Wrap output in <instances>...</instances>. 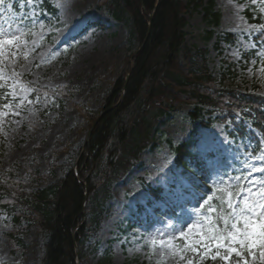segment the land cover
<instances>
[{
    "label": "rangeland",
    "instance_id": "rangeland-1",
    "mask_svg": "<svg viewBox=\"0 0 264 264\" xmlns=\"http://www.w3.org/2000/svg\"><path fill=\"white\" fill-rule=\"evenodd\" d=\"M41 1L26 0L17 11L13 0L0 4V28L27 33V45L22 50L27 55L0 65L5 67L4 78L0 79V178L10 168L18 177L25 175L27 167L44 172L53 150L65 144H70L71 149L76 147L88 128L72 104L97 110L107 82L113 77L111 67L115 71L123 67L126 57L137 48L135 45L127 49L125 30L96 8L97 0H48L55 15H43L44 18L37 7ZM214 7L221 18L212 37L206 38L210 29L201 14L192 13L183 45L193 52L207 50L208 69L217 85L230 62L235 73L226 75L224 87L264 95V0H214ZM257 16L259 22L255 21ZM226 35L233 36L230 42L224 40ZM250 51L255 54L245 62L242 54ZM13 72L18 75L13 76ZM57 88H64L68 94L33 95L38 89L53 92ZM190 112L191 108L184 106L160 119V128L152 135L153 147L141 153L138 165L120 182L111 185L112 199L105 208L97 237L87 245L90 264H157L160 249L153 250L150 240L176 236L182 227L187 229L199 220L200 205L196 200L202 194L178 176L167 140L175 146L193 139L195 152H215L210 161L213 170L202 183L209 195L214 188L235 185L236 177L246 176V162L264 166L253 158L261 151L254 154L250 141L229 135L233 130L229 119L222 121V115L215 111L205 117L204 122L210 124L203 127L189 121ZM235 116L238 122L240 117ZM57 158L63 163L66 155L61 153ZM259 176L253 173L250 179ZM148 188H161L163 199L138 215L135 207L151 199ZM172 206L182 209L169 215L167 208ZM127 225L130 228L124 233ZM11 231V218L0 211V264H39V240L34 228L17 235L27 247L24 255L11 250L6 236ZM167 264L174 261L169 259Z\"/></svg>",
    "mask_w": 264,
    "mask_h": 264
},
{
    "label": "trees",
    "instance_id": "trees-1",
    "mask_svg": "<svg viewBox=\"0 0 264 264\" xmlns=\"http://www.w3.org/2000/svg\"><path fill=\"white\" fill-rule=\"evenodd\" d=\"M96 8L124 28L127 49L135 45L137 49L126 57L123 67L116 71L111 67L113 77L107 82L97 110L72 104L88 129L100 116L88 142L83 139L72 149L65 144L53 150L44 172L27 167L25 175L18 177L10 168L0 178V211L11 217L13 225L12 232L6 235L11 248L24 254L26 246L14 235L34 227L39 240V264H76L75 246L79 264H90L87 244L100 228L105 206L111 200V184L137 165L140 154L152 143L151 134L158 131L159 119L179 112L184 105L191 107V123L205 126L206 115L218 111L221 119H229L234 133L242 137L246 127L235 123L234 113L238 112L264 141V97L223 86L226 75L235 73L230 62L218 86L207 66V51L181 49L186 16L199 13L206 27L219 25L214 0H98ZM38 9L42 18L55 15L48 0H42ZM212 35V30L207 31L206 38ZM230 39L227 36L226 41ZM45 92L68 94L64 88H57L53 92L38 89L33 95ZM2 94L0 90V102ZM166 143L185 178L194 183L187 172L202 178L210 155L191 153V141L175 146L169 140ZM61 153L66 155L63 163L57 158ZM159 191L150 189L157 199Z\"/></svg>",
    "mask_w": 264,
    "mask_h": 264
},
{
    "label": "snow or ice",
    "instance_id": "snow-or-ice-1",
    "mask_svg": "<svg viewBox=\"0 0 264 264\" xmlns=\"http://www.w3.org/2000/svg\"><path fill=\"white\" fill-rule=\"evenodd\" d=\"M26 35L21 30L0 28V65L6 66L17 56L27 55L22 51L27 45ZM4 72L5 67H0V79L4 78ZM253 158L264 165V149ZM245 166L247 175L236 177L235 185L213 189L212 195L200 205L195 225L182 227L178 235L166 240L155 237L150 240L153 250L160 249L157 264H167L169 259L174 264H206L209 260L213 264H264V166L247 162ZM253 173L260 176L250 179ZM213 200L218 203H212Z\"/></svg>",
    "mask_w": 264,
    "mask_h": 264
},
{
    "label": "water",
    "instance_id": "water-1",
    "mask_svg": "<svg viewBox=\"0 0 264 264\" xmlns=\"http://www.w3.org/2000/svg\"><path fill=\"white\" fill-rule=\"evenodd\" d=\"M150 18H151V17H150ZM147 35H148V33H147ZM147 35H146V37H147ZM145 41H146V38H145L143 44L145 43ZM143 44H142V46H143ZM142 46H141V47H142ZM127 81H128V75H127V77H126V80H125V84H124V86H126ZM99 119H100V117L97 119V121L94 123V125H93V126L91 127V129L89 130V132H88V134H87L86 142H88L89 136H90V134H91V132H92L94 126H95L96 123L99 121ZM75 254H76V258H77V263H76V264H79V253H78L77 250H75Z\"/></svg>",
    "mask_w": 264,
    "mask_h": 264
}]
</instances>
